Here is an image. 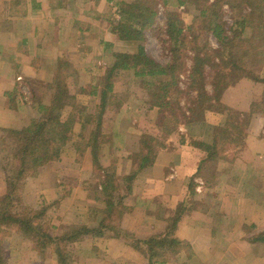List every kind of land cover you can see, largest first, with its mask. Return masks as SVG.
<instances>
[{
    "label": "trees",
    "instance_id": "trees-1",
    "mask_svg": "<svg viewBox=\"0 0 264 264\" xmlns=\"http://www.w3.org/2000/svg\"><path fill=\"white\" fill-rule=\"evenodd\" d=\"M63 1L68 0L57 2L62 4ZM161 1L163 6L174 1L178 6L191 10L194 17L191 24L183 27L182 19L166 11L163 25L158 26L155 0L116 2L120 18L111 21L116 25L118 41L127 45L128 50L112 52L108 71L100 77L102 80L96 79V82L78 90L83 95L97 98L99 109L94 112L92 128L86 129L85 122L68 118V109L75 110L78 106V95L69 91L71 74L61 72L68 68L67 64L61 63L50 81L38 78L24 80L30 89L36 115L20 127L0 126V169L4 181L3 191L0 186V231L13 228L14 233L31 242V250L42 258L50 247L56 264H74L73 253L68 247L89 234L124 239L146 259L147 264L168 262L188 247L178 238L176 231L178 223L188 214L193 180L188 182V195L179 202L174 214L167 218L165 231L137 237L123 223L130 212L127 198L132 194L136 177L154 163L159 150L166 148L164 139H168L171 133H177L181 122L178 115L186 126V132L179 135L180 143L203 151L204 161L223 159L231 162L246 145V136L252 132L249 127L251 121L230 120V110L221 96L240 80L264 85V34L255 35L258 29L264 30V0ZM223 6L246 12L225 25L221 18ZM146 30H154V33L159 30L166 34L168 56L165 62L156 60L148 52L143 43ZM208 34L215 38V47L207 39ZM121 74H129L126 81L122 80L128 90L126 97L122 98L130 106H136L142 114L151 112V119L161 127L163 136L157 138L142 133L138 151L127 156L132 162L131 170L116 179L103 168L99 155L106 143L103 118L108 115L107 127L111 128L120 107L112 95L114 78ZM183 74L187 79L186 88L179 85ZM134 85L135 91H131ZM207 85H210V92L206 89ZM17 90L5 93L9 100L8 108L12 111L17 110V101L21 96ZM183 98L190 103L185 109L181 104ZM261 98L264 104V92ZM253 108L254 105L248 113L250 117L253 116ZM77 111L80 112V119L86 114L80 106ZM206 111L225 112L228 119L220 125L206 124L203 118ZM262 114L264 119V105ZM262 128L259 129V136L264 138ZM65 158H71L80 165L84 159L90 160V179L81 184L84 197L89 202L85 213L87 223L65 226L60 235H54L57 228L47 214V208L51 204L58 207L66 196L71 195V188L55 181L58 197L50 205H42L37 210L27 208L23 194L28 180L38 177L40 167L57 164ZM92 179H97V182H91ZM257 239L264 241V233ZM1 244L0 240V264H7L1 253Z\"/></svg>",
    "mask_w": 264,
    "mask_h": 264
},
{
    "label": "crops",
    "instance_id": "crops-1",
    "mask_svg": "<svg viewBox=\"0 0 264 264\" xmlns=\"http://www.w3.org/2000/svg\"><path fill=\"white\" fill-rule=\"evenodd\" d=\"M57 1L0 0V126L23 125L18 111H26L28 102L18 103L17 111H12L5 93L16 88L19 93L25 79L50 81L61 63L68 65L61 72L71 74L72 85L83 87L108 71L112 52L128 50L112 30L113 3L127 0ZM123 81H114L115 93L127 90ZM263 92V84L240 80L223 92L221 100L228 108L249 113ZM127 109L133 106L123 104L114 120L116 133L112 141L116 153L111 158L139 149L140 132L144 129L130 118L127 121ZM224 120L219 112H207L205 116V123L210 125L223 124ZM149 124L143 121V126ZM249 125L252 132L246 136V145L231 162L204 161L203 151L178 143L176 135L168 138V146L158 151L154 163L138 174L132 186L135 199L124 217V227L137 237L163 233L167 218L188 195L187 177L194 180L200 174L203 179L199 190L202 194L192 190L188 214L177 226L176 235L188 247L164 264H264V241L257 239L264 233V138L259 136L264 119L252 120ZM131 129L136 136L132 148L128 146L130 137L121 133ZM48 168L40 167L33 180L44 193L50 189L56 192L55 184L53 188L44 186ZM81 188L73 186L71 195L59 205L65 210L63 203L72 197V213H62L67 225L83 224L86 220V210L78 211L88 203L78 200L83 194ZM75 244L76 264H146L145 258L122 238L87 234Z\"/></svg>",
    "mask_w": 264,
    "mask_h": 264
},
{
    "label": "rangeland",
    "instance_id": "rangeland-1",
    "mask_svg": "<svg viewBox=\"0 0 264 264\" xmlns=\"http://www.w3.org/2000/svg\"><path fill=\"white\" fill-rule=\"evenodd\" d=\"M155 1L157 2V7H158V15L156 17L158 26L163 25V21H164V18L166 16V14H165L166 11H170V13H174L177 18L182 19L183 27L191 24V22L194 18L191 10H188L184 6H178L176 3H174V1H171L166 6H163L161 0H155ZM208 1H212V0H208ZM113 4H115L113 9H112V11H114V17L116 20H119L120 14L118 12L117 3H113ZM245 12L246 11L242 10V9L237 8V9L232 10L228 6H223L222 10H221V18H222L223 22L225 23V25H229L233 21V19L240 18L242 16V14ZM112 30L116 34V25H114V24L112 25ZM153 31L154 30H146L145 31V39H144L143 43L146 46L148 52H150V54L156 60H158L160 62H165L167 60V56H168L167 55L168 54L167 36L164 33V31L162 33L159 30L156 31V33H154ZM257 34H264V30L258 29V31L255 35H257ZM207 37H208L207 39L209 40L210 44L215 47L216 46L215 38L212 37L210 34H208ZM187 64L190 65L189 60L187 61ZM128 75L129 74H121V75L117 76L116 78H114V81L120 80V79L121 80L125 79V81H126L128 79ZM181 78L182 79L179 82V85L182 88H186L187 79L185 77V74L181 75ZM101 80H102V78H98V81H101ZM134 84H136V83H134ZM80 88H82V87H80V86L77 87L75 84L72 85V83L70 81L69 91L71 93H76V95H78L77 96L78 97L77 98L78 106L75 110L68 109L69 112L67 114L68 115L70 114V116L68 117L70 120H74L77 122H78V120H81V123L85 122L86 129H88V128H92L94 123H95L94 112L98 111L99 106L95 107V105H98V101H97V98L95 96H89L86 94L83 95L82 93H79L78 90ZM134 88H136L135 85H134V87L130 88V90L135 91ZM19 89L21 92V96L18 99L19 102L17 101V105H18V103L28 102L26 104V105H28L26 111H22V114L20 111H18V113L22 116L23 125H25L32 118V116H34L36 114L34 113V110L32 107V104L34 102L32 100L33 98L31 96L30 89H28V87L25 84H22L19 87ZM206 89L208 92H210L211 91L210 85H207ZM126 91H128V90H126ZM125 92L120 93L121 95L119 93H116V94H119V96H117L113 92L112 96L114 99H116L120 103V107L123 104H126L128 107H131L123 99L124 97H126ZM233 93L231 95L232 98H234V96H235V93L234 94ZM191 95L193 96L194 93L191 92ZM181 104L183 106V109L190 106V103H188L185 98L182 99ZM216 104L218 105V103H216ZM253 105H254L253 116L250 117L248 112L247 113H239L237 110L229 108V110H230L229 111V114H230L229 119L235 120L238 122H245L246 120H247V122H250L252 120H253V122L258 121V119H261L262 115H263L262 114V107L264 104L262 102V98L260 97V99H258V101L253 102L252 107H253ZM79 106L86 113V114L81 115V119H80V114H79L80 112L77 111L79 109ZM120 107H119V109H120ZM251 111H252V109H250V112ZM207 112H215V111L204 112V114H203L204 120H205V116H206ZM81 113H83V112H81ZM219 113H222V112H219ZM109 114H111L110 111H109ZM222 114L225 118L224 121H226V118L228 119V115L225 112ZM124 117L127 119V121L129 118L134 120V123L136 122V124L138 126L142 127V129H144V132L143 131L140 132L141 134L146 133V134L152 135L153 137L162 138V136H163L162 129H161V127H159V125L157 124V122L154 119H151V117H152L151 112H145V114H142V113H140V111L138 110V108L136 106H133V109H127L126 116H124ZM178 117L180 118L181 122L178 124L177 133H171L169 135V137L180 135L181 133L186 132V126L183 123L184 122L183 118L180 115H178ZM114 120H113V124L111 125V128L109 127V129H108V127H107L109 124L108 115H105V117L103 118V125H104L103 132H104V139H105L106 143L100 149L99 160H100V163L102 164V166L105 170H107L108 172L113 174L116 177V179H119V178H121V175L126 174L127 172H129L131 170L132 162H131V159L127 157L129 153H126V152L119 153L120 155L118 156V158H114V156H113V158H111L113 152H114V154L116 153V149H113L114 143L112 141L113 135H114V133H116V131H114V128H113V125L115 124ZM121 120H122V118H121ZM144 120L148 121L150 124L148 126H143ZM122 122L124 124H126L125 119H123ZM152 124H154L156 127L155 131L152 128L153 127ZM77 129L79 130V128H77ZM180 129H182V130L184 129V131L181 132ZM137 132L139 133V131H137ZM118 133H117V135H118ZM121 133H126V136L130 137V143H129L130 145H128V146L130 148H132L133 144H131V142L132 141L134 142V139L136 138V136L134 137V133H133L132 129L130 131H127V130L121 131ZM138 133H136V134H138ZM0 135H2V133H0ZM74 138H76V137H74ZM167 140L168 139H166V140L164 139V141H166V143H167L166 145L168 146ZM178 143H180L179 138H178ZM138 148H139V146H138ZM48 167H50V168H48V171L50 169H53V172L46 171L47 173L44 174V179L46 180L45 185H44L45 188H53L52 185L55 183V181H57V182H61L64 186L71 188V192H72L73 186L74 187H76V186L80 187V185L82 184L83 181L90 179V173L91 172H90V160H89V158L84 159V161L82 162L81 165L76 163V162L74 163L71 158H65L62 161H60L59 163L49 165ZM198 175H200V174H198ZM198 175H196L194 177V180L193 179L192 180L194 182L193 190L195 191V194L197 193L198 195H200V194H202V192H200L199 190H201L200 186L203 184V182H202L203 179H202L201 175H200L201 178H199ZM86 176L88 178L83 180V178L84 177L86 178ZM137 179H138V176L136 177V181H137ZM136 181H135V183H136ZM189 181H190V179H189V177H187L186 182L188 183ZM91 182H97V179H92ZM49 184H51V185H49ZM63 185H62V188H64ZM0 186H1V191H3L4 181H3V175L1 173V169H0ZM39 190H40V186L35 181L28 180L26 190L23 194V201H24V203L28 209L31 208L32 210H37L42 205H50V203L53 202L54 200H56V198L59 195V193L57 191L56 192L53 191V189H50L51 191L46 192V193L42 192L41 190L39 191ZM73 190H75V189H73ZM39 192H42V193H39ZM195 198H199V197L195 196ZM79 199L87 200L84 197V194L81 195V198L78 197V200ZM127 199H128L127 204L129 203L128 207H131V203H133V201L135 199L134 195L132 196V194H131ZM68 201H70L71 203ZM63 204H66L65 210H63L60 206L56 207L55 205L53 206L51 204L47 208V211H46L47 214L51 217L52 223L57 228L54 235H60L65 226H79V225L81 226L82 225V224L67 225V224H65V222H63L65 220L63 218L65 215L63 216L62 213L65 214L66 211H70V213H72V210L74 209V204L72 203V197H71V199H68ZM86 209H87V206L86 207L84 206L83 208L81 207L80 210H78V211L84 212ZM37 221H38V219H37ZM86 221L87 220H85V222L83 224H85ZM123 223H125V222L123 221ZM12 230H13V228L10 230L8 228H6V229H2L0 231V240L2 242V244H1L2 252L1 253L6 258L7 264H56L55 255L52 253L50 247L47 250L45 256L42 258L39 254H37L36 252L31 250V242L30 241L25 240L23 238H20V235L14 233ZM75 246H76V244L72 243L68 247L69 250H71L73 253L74 264H76L75 261H76V254H77L75 251H78L75 248ZM146 264H147V262H146Z\"/></svg>",
    "mask_w": 264,
    "mask_h": 264
}]
</instances>
